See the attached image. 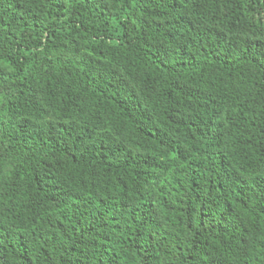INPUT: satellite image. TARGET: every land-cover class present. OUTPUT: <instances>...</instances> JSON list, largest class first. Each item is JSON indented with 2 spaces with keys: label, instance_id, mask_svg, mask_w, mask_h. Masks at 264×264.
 I'll return each mask as SVG.
<instances>
[{
  "label": "trees",
  "instance_id": "1",
  "mask_svg": "<svg viewBox=\"0 0 264 264\" xmlns=\"http://www.w3.org/2000/svg\"><path fill=\"white\" fill-rule=\"evenodd\" d=\"M0 264H264V0H0Z\"/></svg>",
  "mask_w": 264,
  "mask_h": 264
}]
</instances>
